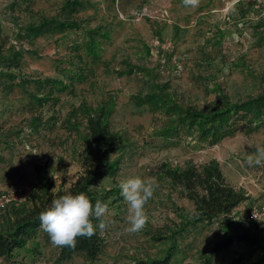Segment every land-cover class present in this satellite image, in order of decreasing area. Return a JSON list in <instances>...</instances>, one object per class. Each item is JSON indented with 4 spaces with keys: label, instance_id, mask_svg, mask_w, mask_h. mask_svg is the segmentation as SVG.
<instances>
[{
    "label": "rangeland",
    "instance_id": "obj_1",
    "mask_svg": "<svg viewBox=\"0 0 264 264\" xmlns=\"http://www.w3.org/2000/svg\"><path fill=\"white\" fill-rule=\"evenodd\" d=\"M80 1L74 17L82 22L81 28H48L27 36L23 29L28 23L59 14L64 0H0V192L22 198L0 212L30 204L38 188L36 166L55 180V186L75 178L83 144L65 119L82 101L95 107L110 97L111 125L126 131L131 144L118 154L114 176L103 177L96 187L111 191L105 245L93 261L79 253L59 264H135L162 255L170 242L164 234L194 209L179 186L159 175L163 162L183 166L186 160L200 165L216 159L227 181L248 195L233 214L236 221L249 223L245 216L250 208L264 204V166L249 167L246 157L256 145H264V123L253 130L240 123L233 134L215 143L199 139L195 128L170 138L155 135L162 115L132 98L148 89L147 73L138 68L128 72L125 62L151 68L152 79L167 82L180 102L198 108L215 100L214 84L233 99L254 95L264 88V33L257 28L264 20V0H200L196 8L184 6L182 0ZM92 27L106 32L96 37V57L85 49L86 29ZM11 50L20 53L10 58ZM79 54L85 61L84 78L72 79ZM22 77L59 78L67 88L40 87L21 82ZM29 92L49 95L39 103ZM84 126L82 120V130ZM131 177L153 178L158 184L145 205L147 224L135 234L125 231L127 205L123 197L113 201L111 190L120 189V182ZM255 224L264 236V220ZM219 232L217 221L188 225L177 236L179 249L172 264H198ZM58 250L50 238L38 235L12 258H0V264H57ZM251 250L235 241L209 264H264V245Z\"/></svg>",
    "mask_w": 264,
    "mask_h": 264
},
{
    "label": "trees",
    "instance_id": "obj_2",
    "mask_svg": "<svg viewBox=\"0 0 264 264\" xmlns=\"http://www.w3.org/2000/svg\"><path fill=\"white\" fill-rule=\"evenodd\" d=\"M80 5V0H64L59 14L42 16L37 23H28L23 29L24 34L37 36L48 28L59 31L81 28L82 22L74 17ZM257 28L264 33V20L257 22ZM98 34L106 35V32L100 31L97 27L86 29L85 49L87 54L93 57L97 56ZM19 53L11 50L10 58H13L15 54L17 57ZM77 58L78 63L72 64L70 75L72 79L84 78L82 66L85 61L81 54ZM125 66L128 72L138 68L139 71L147 73L148 89L145 92H137L132 98L137 105H146L153 113L158 112L162 115L161 125L153 130L155 135L170 138L179 135L182 129L195 128L199 139L215 143L233 134L241 125L240 123H244L248 130L258 129L264 123V88L244 99H233L221 85L214 84L211 91L215 93V100L207 106L198 108L193 104L180 102L171 92L167 82L159 83L156 79H152L151 68L138 67L129 62H125ZM9 76L14 77L10 74ZM20 81L34 82L40 87L47 84L50 89L67 88L66 82L59 78L26 79L22 77ZM29 95L32 100L41 103L46 101L49 93L37 95L29 92ZM113 107L114 99L110 97L95 107L82 101L68 114L65 121L79 134L83 144L78 153L80 169L68 185L62 181L55 186V180L47 176L40 166H36L38 188L30 204L12 205L0 212V258H12L16 250L24 248L28 241L38 235L45 239L50 238L39 226V214L48 208L53 198L84 192L93 207L97 200L109 203L107 197L111 191L108 189L103 193L96 187L103 177L114 176L119 169L118 154L120 155V152L131 144L126 131L111 125L109 117ZM36 119L33 118L31 121ZM82 120L85 124L84 130L81 128ZM36 121L38 125L41 124L40 121ZM160 166L159 175L167 177L179 186L186 197L192 201L193 213L183 217L174 229L168 230L169 235L164 234L170 238V242L162 255L141 258L135 261V264H172L179 249L177 236L181 235L188 225L199 222L217 221L220 232L212 242L209 252L201 255L198 264H209L214 255L228 249L235 241H241L247 245V248H252L250 253L264 245V236L256 231L258 227L254 222L246 224L244 221L235 220L233 212L247 199L248 195L242 188H236L227 181L216 159H210L200 165L186 160L183 166H172L166 162ZM111 190L114 192L113 201L122 197L120 189ZM92 220L96 227V234L91 238L78 237L75 248L59 247L54 259L57 264L79 253L83 254L87 261H93L99 257L105 245L106 229L101 231L98 228L99 222L94 217ZM160 237L162 236H157V238Z\"/></svg>",
    "mask_w": 264,
    "mask_h": 264
},
{
    "label": "clouds",
    "instance_id": "obj_3",
    "mask_svg": "<svg viewBox=\"0 0 264 264\" xmlns=\"http://www.w3.org/2000/svg\"><path fill=\"white\" fill-rule=\"evenodd\" d=\"M182 3L196 8L200 0H182ZM246 163L249 167L264 166V145H256L255 151L247 155ZM156 187L158 184L153 178L131 177L120 182V194L127 205L126 232L135 234L145 228L148 221L145 205ZM108 214V203L97 200L93 207L84 192L69 193L51 200L48 208L39 214V226L48 234L53 246L75 248L78 237L91 238L96 234L93 217L101 231L108 227Z\"/></svg>",
    "mask_w": 264,
    "mask_h": 264
},
{
    "label": "built area",
    "instance_id": "obj_4",
    "mask_svg": "<svg viewBox=\"0 0 264 264\" xmlns=\"http://www.w3.org/2000/svg\"><path fill=\"white\" fill-rule=\"evenodd\" d=\"M22 198L11 192H0V209L11 205L14 202L20 201ZM247 222L258 223L264 220V204L253 205L245 216Z\"/></svg>",
    "mask_w": 264,
    "mask_h": 264
}]
</instances>
